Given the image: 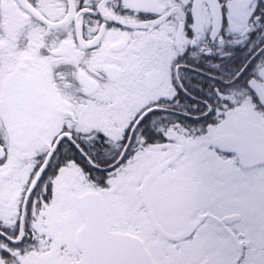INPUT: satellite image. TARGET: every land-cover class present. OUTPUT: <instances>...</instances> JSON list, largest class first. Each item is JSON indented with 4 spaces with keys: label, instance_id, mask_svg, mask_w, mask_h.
I'll use <instances>...</instances> for the list:
<instances>
[{
    "label": "snow or ice",
    "instance_id": "1",
    "mask_svg": "<svg viewBox=\"0 0 264 264\" xmlns=\"http://www.w3.org/2000/svg\"><path fill=\"white\" fill-rule=\"evenodd\" d=\"M0 264H264V0H0Z\"/></svg>",
    "mask_w": 264,
    "mask_h": 264
}]
</instances>
